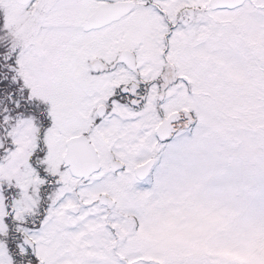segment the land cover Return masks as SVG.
I'll use <instances>...</instances> for the list:
<instances>
[{
    "label": "snow or ice",
    "instance_id": "obj_1",
    "mask_svg": "<svg viewBox=\"0 0 264 264\" xmlns=\"http://www.w3.org/2000/svg\"><path fill=\"white\" fill-rule=\"evenodd\" d=\"M169 200L264 225V0H0V264H157Z\"/></svg>",
    "mask_w": 264,
    "mask_h": 264
},
{
    "label": "rangeland",
    "instance_id": "obj_2",
    "mask_svg": "<svg viewBox=\"0 0 264 264\" xmlns=\"http://www.w3.org/2000/svg\"><path fill=\"white\" fill-rule=\"evenodd\" d=\"M230 223L223 211L191 201L169 200L149 210L139 234L149 259L163 264L168 253L199 254L212 264H264V225L247 226L222 236Z\"/></svg>",
    "mask_w": 264,
    "mask_h": 264
}]
</instances>
